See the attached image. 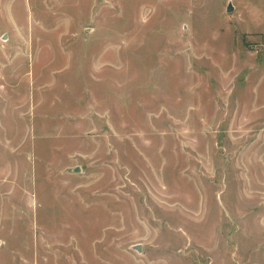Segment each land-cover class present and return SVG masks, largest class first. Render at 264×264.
Segmentation results:
<instances>
[{
	"label": "rangeland",
	"instance_id": "1",
	"mask_svg": "<svg viewBox=\"0 0 264 264\" xmlns=\"http://www.w3.org/2000/svg\"><path fill=\"white\" fill-rule=\"evenodd\" d=\"M0 264H264V0H0Z\"/></svg>",
	"mask_w": 264,
	"mask_h": 264
},
{
	"label": "water",
	"instance_id": "2",
	"mask_svg": "<svg viewBox=\"0 0 264 264\" xmlns=\"http://www.w3.org/2000/svg\"><path fill=\"white\" fill-rule=\"evenodd\" d=\"M227 11H228V12L233 11V5H232L231 3H229V6H228V8H227ZM134 248H135L137 251H140V246H139V245L134 246Z\"/></svg>",
	"mask_w": 264,
	"mask_h": 264
}]
</instances>
